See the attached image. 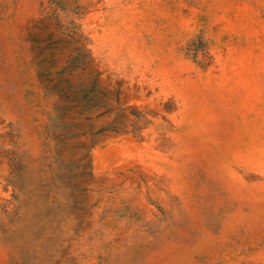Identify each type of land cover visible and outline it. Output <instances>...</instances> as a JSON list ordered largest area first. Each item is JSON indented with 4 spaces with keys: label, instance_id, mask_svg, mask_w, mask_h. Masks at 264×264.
<instances>
[{
    "label": "rangeland",
    "instance_id": "rangeland-1",
    "mask_svg": "<svg viewBox=\"0 0 264 264\" xmlns=\"http://www.w3.org/2000/svg\"><path fill=\"white\" fill-rule=\"evenodd\" d=\"M0 264H264V0H0Z\"/></svg>",
    "mask_w": 264,
    "mask_h": 264
}]
</instances>
